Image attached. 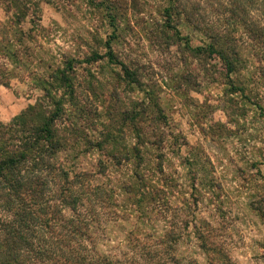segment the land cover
Returning <instances> with one entry per match:
<instances>
[{
    "label": "rangeland",
    "instance_id": "374dc122",
    "mask_svg": "<svg viewBox=\"0 0 264 264\" xmlns=\"http://www.w3.org/2000/svg\"><path fill=\"white\" fill-rule=\"evenodd\" d=\"M171 5L0 0V123L59 106L68 153L57 160L114 192L113 205L96 208L111 260L264 264V37L252 38L264 29L263 2L175 0L179 38L165 28ZM205 29L238 53L236 74L194 52ZM96 54L105 57L93 62ZM165 232L168 254L145 238Z\"/></svg>",
    "mask_w": 264,
    "mask_h": 264
},
{
    "label": "trees",
    "instance_id": "16d2710c",
    "mask_svg": "<svg viewBox=\"0 0 264 264\" xmlns=\"http://www.w3.org/2000/svg\"><path fill=\"white\" fill-rule=\"evenodd\" d=\"M174 1L170 0L173 5L165 10L168 24L165 28L173 29L179 38L181 22L178 25L172 22L177 11ZM261 1L264 6V0ZM178 15L181 17V13ZM184 17L188 25H196L191 16ZM203 37L205 46L193 49L197 56L218 57L228 76L241 69L238 53L227 48L212 30L205 29ZM260 37H264L262 28L252 33L253 39ZM107 48L105 56L117 63L110 44ZM105 56L96 54L92 61ZM73 69L70 64V70ZM125 72L129 82L138 83L134 74H129L128 69ZM59 111V106L53 112L38 104L29 107L10 125L0 123V264H126L103 254L99 248L101 239L96 236L100 228L96 208L100 205L102 208L105 202L113 205L114 192L107 193L100 185L92 186L90 180L94 176L90 171L71 170L57 160L58 154L68 153L66 141L57 130ZM141 147L134 149L138 156ZM113 158L118 164L123 160L116 155ZM98 166L103 170L97 174H104L106 164L100 161ZM147 237L153 238L156 249L166 250L164 254L172 248L167 245L169 233ZM153 244L146 249L155 248ZM141 260L142 264H181L175 257L169 262L160 257Z\"/></svg>",
    "mask_w": 264,
    "mask_h": 264
}]
</instances>
